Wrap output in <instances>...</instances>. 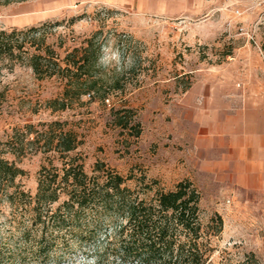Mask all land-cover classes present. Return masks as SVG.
Masks as SVG:
<instances>
[{"label":"rangeland","instance_id":"obj_1","mask_svg":"<svg viewBox=\"0 0 264 264\" xmlns=\"http://www.w3.org/2000/svg\"><path fill=\"white\" fill-rule=\"evenodd\" d=\"M30 27L39 29L35 45L26 37L15 58L0 61V141L26 124L40 130L58 121L80 139L69 156L80 158L89 175L103 162L131 177L126 181L131 188H140L144 176L150 186L146 197L189 180L200 193L205 230L212 231L207 225L216 214L223 223L210 237L209 263L238 264L253 254L254 264H264V184L242 186L232 173L200 170L184 144L194 115L184 96L192 86L218 84L264 94V0H0V29ZM90 39L101 45L100 58L106 46L121 54V65L98 60L99 85L90 97H66L67 78L61 73L34 75L31 54L49 59L51 51L66 67L69 53ZM54 99L64 100L67 108H50ZM5 157L25 171L17 181L31 195L41 166L62 167L53 151ZM3 209L0 234L6 236L15 228L7 218L10 208ZM14 251L8 264H95L71 250L63 257L52 252L46 260L23 242Z\"/></svg>","mask_w":264,"mask_h":264},{"label":"trees","instance_id":"obj_2","mask_svg":"<svg viewBox=\"0 0 264 264\" xmlns=\"http://www.w3.org/2000/svg\"><path fill=\"white\" fill-rule=\"evenodd\" d=\"M38 32L37 27L0 29V61L15 58L26 37L30 46L35 45ZM19 35H24L22 42ZM50 53L49 59L30 55L34 75L42 78L61 73L67 78L66 97H90L99 85L94 75L101 45L90 39L83 48L73 49L66 67ZM48 104L53 110L67 108L64 100ZM41 126L39 130L26 124L0 141V213L8 206L7 218L15 228L6 236L0 234V264H8L20 242L32 244L46 260L52 252L61 251L63 257L71 250L94 259L95 264H210V237L222 230L223 223L216 214L207 225L212 231L205 230L200 193L189 180L180 181L174 190H156L146 197L145 189L150 186L144 176L138 179L140 188H131L126 185L131 177L103 162H96L94 174L89 175L80 158L69 156L80 145L78 136L58 121ZM52 151L60 154L62 167L51 162L41 166L36 192L31 195L17 181L25 171L5 154L20 158ZM254 262L251 254L238 264Z\"/></svg>","mask_w":264,"mask_h":264},{"label":"crops","instance_id":"obj_3","mask_svg":"<svg viewBox=\"0 0 264 264\" xmlns=\"http://www.w3.org/2000/svg\"><path fill=\"white\" fill-rule=\"evenodd\" d=\"M251 93L227 85L192 86L184 96L194 112L184 144L200 170L232 173L242 186H262L264 94Z\"/></svg>","mask_w":264,"mask_h":264},{"label":"clouds","instance_id":"obj_4","mask_svg":"<svg viewBox=\"0 0 264 264\" xmlns=\"http://www.w3.org/2000/svg\"><path fill=\"white\" fill-rule=\"evenodd\" d=\"M102 51L105 55L100 58V64L107 66L111 62H115L117 65H121V54L119 50H113L111 47L106 46L102 48Z\"/></svg>","mask_w":264,"mask_h":264}]
</instances>
